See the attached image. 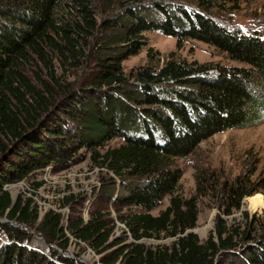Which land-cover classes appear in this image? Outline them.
Returning a JSON list of instances; mask_svg holds the SVG:
<instances>
[{"label": "trees", "instance_id": "obj_1", "mask_svg": "<svg viewBox=\"0 0 264 264\" xmlns=\"http://www.w3.org/2000/svg\"><path fill=\"white\" fill-rule=\"evenodd\" d=\"M186 1L197 7L165 0H0V236L7 241L0 240V264H82L62 254L69 234L105 253L104 264H264V218L244 213V224L229 225L219 217L203 241L194 230L198 195L175 193L183 175L176 158L217 133L264 120V33L231 28L216 16L215 9L226 12L236 0ZM148 31L179 45L205 42L240 64L174 53L154 63L159 53L149 47L151 63L127 74L124 61L147 46ZM115 139L121 144L109 145ZM87 154L106 170L100 191L116 219L98 210L66 228L61 212L43 215L33 197L15 199L7 188ZM259 184L225 181L220 195L227 213L241 209L246 196L264 193ZM167 196L170 204L154 214ZM116 220L133 237L119 249L124 241H111ZM34 224L51 244V257L35 249ZM163 236L175 240L155 247L143 241Z\"/></svg>", "mask_w": 264, "mask_h": 264}, {"label": "rangeland", "instance_id": "obj_2", "mask_svg": "<svg viewBox=\"0 0 264 264\" xmlns=\"http://www.w3.org/2000/svg\"><path fill=\"white\" fill-rule=\"evenodd\" d=\"M165 1L197 7L194 2L186 0ZM228 6L230 8L226 12L214 10L216 16L225 24L246 33L258 31L264 33V0H236ZM145 36L147 46L138 55L131 56L124 61V70L127 74L139 66L151 63L148 54L149 47H153L159 53L154 55V63L162 64L166 57L174 53L175 56L188 61L197 60L201 63L226 65L240 64L232 60L227 53L202 41L189 39L179 45L176 38L159 31H148ZM119 144H121L120 139L109 143L111 146ZM175 162L183 169V175L175 193L186 198L196 195L199 197V220L194 230L201 240L204 241L215 230L219 217L226 219L229 225L235 222L244 224V213L249 214L250 220L255 217L264 218L263 191L246 196L241 209H232L231 214L227 213L230 206L224 203L220 195L222 185L227 180L233 182L236 178H242L250 188L260 187L259 183L264 185V120L250 127L217 133L201 142L194 153L185 158H176ZM105 172L106 170L97 166L87 154L83 160L75 162L68 168H63L61 165L49 166L32 178L9 184L7 188L15 199L19 196L33 197L43 215L52 210L61 212L67 228L72 221L79 218L88 221L98 210L108 209L109 212L112 211L111 218H117L118 215L100 191L101 177ZM200 173L206 175L208 179L198 176ZM41 180H45V183L36 190L35 184ZM258 196H261L262 204L252 202L255 200L253 198ZM169 204L170 196H167L160 206L153 210V213L159 214ZM2 221L6 219L3 218ZM116 222L118 226L111 241H124L115 247L119 249L125 243L131 242L133 237L123 223L119 220ZM29 230L35 235L37 241L35 249L51 257L53 249L50 250L51 244H48L44 236L38 232L39 224H34ZM69 238L70 246L67 251L62 252L55 244L53 248L59 253L62 252L64 256L77 258L82 264H104L102 256L105 253L100 254L89 244L78 241L72 234H69ZM0 240L7 242L2 236ZM174 240L172 237L165 236L160 239H143L147 246L152 247L170 245Z\"/></svg>", "mask_w": 264, "mask_h": 264}, {"label": "bare ground", "instance_id": "obj_3", "mask_svg": "<svg viewBox=\"0 0 264 264\" xmlns=\"http://www.w3.org/2000/svg\"><path fill=\"white\" fill-rule=\"evenodd\" d=\"M253 199H255V200H253ZM253 199H252L253 200L252 201L253 203L262 204V198H261V196L255 197Z\"/></svg>", "mask_w": 264, "mask_h": 264}, {"label": "water", "instance_id": "obj_4", "mask_svg": "<svg viewBox=\"0 0 264 264\" xmlns=\"http://www.w3.org/2000/svg\"><path fill=\"white\" fill-rule=\"evenodd\" d=\"M15 198V197H14Z\"/></svg>", "mask_w": 264, "mask_h": 264}]
</instances>
